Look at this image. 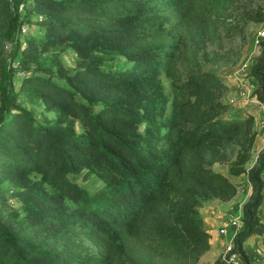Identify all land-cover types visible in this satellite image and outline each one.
Returning <instances> with one entry per match:
<instances>
[{"label":"trees","instance_id":"16d2710c","mask_svg":"<svg viewBox=\"0 0 264 264\" xmlns=\"http://www.w3.org/2000/svg\"><path fill=\"white\" fill-rule=\"evenodd\" d=\"M196 17L194 0H0V36L34 72L18 92L54 113L36 118L12 87L0 105V185L20 203L7 207L0 192V264H196L210 246L199 208L236 191L210 165L240 136L229 173H245L251 192L230 253L260 264L244 242L264 245V150L245 169L253 135L244 120L211 115L218 79L181 82L176 62ZM24 23L34 32L21 34ZM259 45L249 73L264 111ZM65 47L76 56L71 71L54 52L50 68L31 67ZM116 58L125 65H108ZM211 264L231 263L220 254Z\"/></svg>","mask_w":264,"mask_h":264},{"label":"rangeland","instance_id":"374dc122","mask_svg":"<svg viewBox=\"0 0 264 264\" xmlns=\"http://www.w3.org/2000/svg\"><path fill=\"white\" fill-rule=\"evenodd\" d=\"M194 4L196 21L184 37L176 62L179 78L183 82L194 74L211 73L218 79L219 85L211 88L207 93L209 99L220 104L211 115L224 121L244 120L245 124L249 125L253 143L248 152L249 160L244 165L245 169H248L254 164L257 155L264 150V111L252 94L256 82L249 73L261 51L260 42L255 41L257 32L264 29V0H194ZM31 19L35 18L31 17ZM24 27L26 35L34 32L32 24L24 23ZM12 47V41L0 36V105L4 100V94L10 89L9 87H12L13 93L18 95L17 104L26 107L38 119L52 117L54 113L45 111L41 102L29 99L23 92L19 94L21 80L34 72L22 70L11 57ZM53 52L58 54L69 71L73 69L76 56L67 47L44 54L38 65L32 64L31 67L50 68ZM107 63L119 68L126 62L116 58ZM35 74L42 75L44 72L39 70ZM162 79L165 89L169 91L170 80L164 74ZM76 128H79L78 124ZM242 139L243 136H240L225 142L220 147L221 160L214 161L210 165L213 171L226 176L236 187L234 195L229 200L210 199L204 201L198 210L199 215L201 213L204 216L207 212L211 217L217 218L216 229L230 216L241 217L242 206L251 192L245 173L239 175L229 173V166L236 157ZM262 177L264 179V172ZM77 181L86 184L88 173L84 172ZM0 192L4 193V204L7 207L20 208V203L13 197L8 183L0 185ZM258 211L264 216V203ZM225 246L220 253L222 255ZM255 246L264 248L260 240L249 243L245 251L251 261L264 263V253L261 255L255 253ZM200 257L196 264H200ZM210 262L209 259L202 264H211Z\"/></svg>","mask_w":264,"mask_h":264},{"label":"built area","instance_id":"2783aa9c","mask_svg":"<svg viewBox=\"0 0 264 264\" xmlns=\"http://www.w3.org/2000/svg\"><path fill=\"white\" fill-rule=\"evenodd\" d=\"M21 7H22V4L19 5L20 9ZM20 32L21 34H25L26 31H25L24 25L21 26ZM263 39H264V29H261L257 32V39L255 42L259 43ZM263 124H264V121H263ZM241 229H242L241 217H234V216L228 217L225 220V222H223L217 229V233L220 236H227L228 238L223 255H227L228 261L231 264H242L240 259L235 253H230L233 247V238L235 234L239 232ZM254 251L255 253H258L261 255L264 253V248H262L261 246H258L254 248Z\"/></svg>","mask_w":264,"mask_h":264},{"label":"crops","instance_id":"0c3cea01","mask_svg":"<svg viewBox=\"0 0 264 264\" xmlns=\"http://www.w3.org/2000/svg\"><path fill=\"white\" fill-rule=\"evenodd\" d=\"M200 216L202 218L203 227L204 229L209 233V249L205 251L201 257H200V264L209 261L210 263L215 260V258L221 253L222 248L226 245L228 238L227 236H220L217 233V229L215 228V225L217 224V218L211 217L207 212L204 214V216L200 213ZM260 238L256 236H250L245 242H244V249L248 247L249 243L259 242ZM256 247V246H255ZM247 252V251H246ZM264 264V263H261Z\"/></svg>","mask_w":264,"mask_h":264}]
</instances>
